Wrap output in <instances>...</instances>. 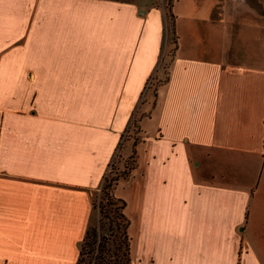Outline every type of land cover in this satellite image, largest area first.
I'll list each match as a JSON object with an SVG mask.
<instances>
[{
  "label": "crops",
  "instance_id": "obj_1",
  "mask_svg": "<svg viewBox=\"0 0 264 264\" xmlns=\"http://www.w3.org/2000/svg\"><path fill=\"white\" fill-rule=\"evenodd\" d=\"M155 2L0 0V264L76 263L92 192L161 59ZM173 12L154 130L114 190L131 261L128 190L156 178L155 225L177 237L158 240L146 220L143 264L163 246L165 264H264V0H174ZM190 220L201 241L185 237Z\"/></svg>",
  "mask_w": 264,
  "mask_h": 264
},
{
  "label": "rangeland",
  "instance_id": "obj_2",
  "mask_svg": "<svg viewBox=\"0 0 264 264\" xmlns=\"http://www.w3.org/2000/svg\"><path fill=\"white\" fill-rule=\"evenodd\" d=\"M173 4L174 0H156V2L154 3V5L161 9L164 20V35L162 38L163 42L161 45L160 53L161 59L158 60L155 69L146 79L142 91L137 98V102L130 112L129 119L121 131L119 143L117 144V147L115 148L112 157L109 161V163L113 162L112 174L116 171L117 168H120L122 166V163H124L125 158L130 155L134 140H136L137 142V144L135 145V149L136 152H138L137 146L139 145V143H141L143 137L147 135V131L154 130V120L152 118H154L155 114L157 113L159 100L158 92L167 79L171 56L173 55V50L175 49V46L177 44V38L174 27L175 15L173 12ZM7 71V69H0V78H4V76L8 73ZM164 171L168 174V176H173L174 180L176 179V176L179 172L178 167L175 164L167 166ZM130 176H133V171ZM124 180L125 179H119L116 187L119 184H122ZM131 184H133V186L131 188V191L128 190V194L130 196L131 206L133 209V221H135L134 228L132 230V245L134 248V255H132V261L133 264H139L138 258H141V262L143 264L144 259H147L146 257L148 254L147 250L143 251L140 248L142 240L147 236L148 227L146 226V220L148 222L147 224L151 228L155 226V229L158 231V240L167 238L168 236H174L176 239L177 236L175 233L176 231L171 230L170 226L165 227L160 223L155 225V212L157 211L156 206L160 204L159 199H156V195L159 196L161 189L164 187L160 186V183H157L156 178H154V180H149L145 182L144 189H141L140 192H138V188H136L134 192V187L136 185H134L133 182ZM168 190H176V183L173 182V180L169 183ZM100 196V188L93 190L91 195V201L93 202L94 200H96V202H98ZM246 215H248V213ZM180 217H182L184 221L185 214L176 213V218ZM98 218L99 216L97 209L93 208L92 215L90 218V225L97 226ZM190 222L192 229L185 224V231H187L185 232V237L190 238L191 233V236L201 241L202 237H200V233L194 228L193 221L190 220ZM101 230L102 228H99V233ZM175 239L173 242L174 251H176L177 247ZM159 243L160 242L158 241L157 244ZM157 248L158 251L154 258V262L149 263V261L147 260L146 264H165L162 258L164 254L160 252L161 250H163L165 253H167L168 249H166L165 246ZM152 251H154L153 248ZM190 254H193V252H190Z\"/></svg>",
  "mask_w": 264,
  "mask_h": 264
},
{
  "label": "trees",
  "instance_id": "obj_3",
  "mask_svg": "<svg viewBox=\"0 0 264 264\" xmlns=\"http://www.w3.org/2000/svg\"><path fill=\"white\" fill-rule=\"evenodd\" d=\"M136 143L134 140L130 155L113 174V162L108 164L109 169L107 167L100 187L101 196L98 202H92L98 212V225L89 224L81 240L75 264H132L126 201L116 196L114 190L118 180L128 179L137 166ZM99 228H102L100 233Z\"/></svg>",
  "mask_w": 264,
  "mask_h": 264
}]
</instances>
